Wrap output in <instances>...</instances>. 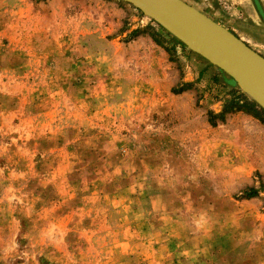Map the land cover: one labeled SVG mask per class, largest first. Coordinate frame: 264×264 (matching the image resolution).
<instances>
[{"label": "rangeland", "instance_id": "1", "mask_svg": "<svg viewBox=\"0 0 264 264\" xmlns=\"http://www.w3.org/2000/svg\"><path fill=\"white\" fill-rule=\"evenodd\" d=\"M182 1L264 58V0ZM0 264H264V111L120 0H0Z\"/></svg>", "mask_w": 264, "mask_h": 264}, {"label": "water", "instance_id": "2", "mask_svg": "<svg viewBox=\"0 0 264 264\" xmlns=\"http://www.w3.org/2000/svg\"><path fill=\"white\" fill-rule=\"evenodd\" d=\"M227 75L264 111V58L182 0H120Z\"/></svg>", "mask_w": 264, "mask_h": 264}, {"label": "trees", "instance_id": "3", "mask_svg": "<svg viewBox=\"0 0 264 264\" xmlns=\"http://www.w3.org/2000/svg\"><path fill=\"white\" fill-rule=\"evenodd\" d=\"M244 198H251L256 196V191L255 190H249L248 192H245L242 194Z\"/></svg>", "mask_w": 264, "mask_h": 264}, {"label": "flooded vegetation", "instance_id": "4", "mask_svg": "<svg viewBox=\"0 0 264 264\" xmlns=\"http://www.w3.org/2000/svg\"><path fill=\"white\" fill-rule=\"evenodd\" d=\"M231 33V32H230ZM234 35V34H233Z\"/></svg>", "mask_w": 264, "mask_h": 264}]
</instances>
